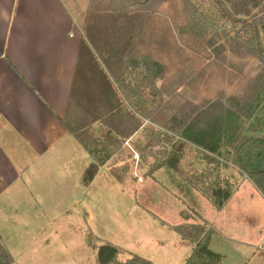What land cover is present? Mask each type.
Segmentation results:
<instances>
[{
    "label": "rangeland",
    "instance_id": "374dc122",
    "mask_svg": "<svg viewBox=\"0 0 264 264\" xmlns=\"http://www.w3.org/2000/svg\"><path fill=\"white\" fill-rule=\"evenodd\" d=\"M109 1L90 0L64 118L93 158L86 176L102 171L95 183L97 216L67 215L72 225H65L68 238L60 248L67 254L80 244L93 251L106 238L99 264L119 262L111 241L128 251L153 243L159 217L169 220L179 203L174 195L187 203L199 196L222 200L244 179L264 191L263 176H249L236 164L239 155L246 160L247 148H264V67L230 51L237 26L212 0H162L121 11L106 9ZM149 61L160 64L161 73L153 76ZM188 102L199 108L185 123L186 134L205 132L207 143L215 130L218 153L184 140L183 128L167 130L182 106L191 109ZM64 252V263L74 264Z\"/></svg>",
    "mask_w": 264,
    "mask_h": 264
},
{
    "label": "crops",
    "instance_id": "0c3cea01",
    "mask_svg": "<svg viewBox=\"0 0 264 264\" xmlns=\"http://www.w3.org/2000/svg\"><path fill=\"white\" fill-rule=\"evenodd\" d=\"M89 4L0 0V245L10 264H65L66 216H97L102 169L86 176L93 158L63 124ZM173 197L179 203L169 220L159 217L153 243L128 251L111 241L117 261L264 264V191L251 179L221 207L201 196L194 203ZM108 241L64 253L74 264H99L98 247Z\"/></svg>",
    "mask_w": 264,
    "mask_h": 264
},
{
    "label": "trees",
    "instance_id": "16d2710c",
    "mask_svg": "<svg viewBox=\"0 0 264 264\" xmlns=\"http://www.w3.org/2000/svg\"><path fill=\"white\" fill-rule=\"evenodd\" d=\"M125 2H119L110 0L107 4L108 10L121 11L127 8L140 4L145 9H150L153 4L155 6L162 2V0H123ZM218 8L221 17H224L229 23L237 26V30L232 36H230V51L232 53L241 55L247 54L256 58L264 67V4L262 0H212ZM82 44L80 46V49ZM80 55V53H79ZM148 68L151 69L153 76L158 75L162 71V66L158 63L149 61ZM76 74V73H75ZM264 79V76H263ZM191 109L186 112L182 108L179 109V113H176L174 117L167 124V130L171 132H178L179 129L183 128L182 138L189 141L192 144L200 146L207 153H218L219 150V139L214 136L215 130L211 129V133L214 140L205 143L203 133H198V137L190 138L187 133L188 128L184 127L187 120L194 115L198 110V105L192 102H188ZM183 110V111H182ZM63 124L64 120H63ZM66 126V124H65ZM67 127V126H66ZM68 128V127H67ZM77 140L79 141L78 137ZM261 142H264V137L259 138ZM80 142V141H79ZM248 144L252 143V139L246 141ZM81 143V142H80ZM255 148V147H254ZM238 150L244 149V146L238 147ZM245 151V149L243 150ZM247 157L244 161L240 155L236 158L237 166L249 176H263L264 177V148L258 149L253 152L251 149H246ZM249 153V154H248ZM232 192V191H231ZM231 193L227 192L222 200H215L212 196H209L208 200L213 203L216 207H221L229 198ZM198 227V226H197ZM200 227V226H199ZM198 227V228H199ZM201 234V231L199 235ZM116 251H113L112 258L114 259ZM0 258L4 264L11 263V257L7 251L0 245ZM114 264H152L147 260L140 257L133 256L124 262H115Z\"/></svg>",
    "mask_w": 264,
    "mask_h": 264
},
{
    "label": "water",
    "instance_id": "95a60500",
    "mask_svg": "<svg viewBox=\"0 0 264 264\" xmlns=\"http://www.w3.org/2000/svg\"><path fill=\"white\" fill-rule=\"evenodd\" d=\"M0 264H4V263L2 262V260H1V258H0Z\"/></svg>",
    "mask_w": 264,
    "mask_h": 264
}]
</instances>
